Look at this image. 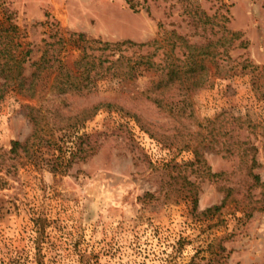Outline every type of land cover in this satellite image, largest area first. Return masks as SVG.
<instances>
[{
	"label": "rangeland",
	"instance_id": "1",
	"mask_svg": "<svg viewBox=\"0 0 264 264\" xmlns=\"http://www.w3.org/2000/svg\"><path fill=\"white\" fill-rule=\"evenodd\" d=\"M6 17L31 48L26 75L44 49L75 71L77 33L157 38L123 51L132 59L155 51L156 61L171 31L195 44L222 39L224 27L237 35L209 58L203 86L161 105L142 94L157 74L141 65L132 78H97L86 94L57 95L53 68L40 74L37 96L8 89L0 264L13 247L17 264H264V0H0V23ZM99 100L112 103L79 121ZM27 106L39 109L37 137L50 140L36 139L28 156L9 153L35 129ZM246 144L261 183L250 178ZM186 181L196 185L195 208Z\"/></svg>",
	"mask_w": 264,
	"mask_h": 264
},
{
	"label": "trees",
	"instance_id": "2",
	"mask_svg": "<svg viewBox=\"0 0 264 264\" xmlns=\"http://www.w3.org/2000/svg\"><path fill=\"white\" fill-rule=\"evenodd\" d=\"M9 18V16H8ZM225 34L216 40H208L206 43H190L182 35L171 31L167 37L166 44L157 45L155 49L162 47L163 57L158 61L153 59L156 52L139 54L136 59L123 54V51L130 46L153 45L159 43L157 38L148 42H134L131 39L108 41L102 39H86L82 33H77L83 41L82 53L75 61V71L66 66L54 55L52 62L47 57V50L44 49L40 57L30 63L33 70L29 75L24 73V64L29 59L31 48L28 42L23 40L18 27L6 17V23H0V100L5 92L16 90L17 92L29 97L37 96L40 74L47 69L56 70L50 88L57 95L78 93L86 94L94 90L95 80L103 75L116 76L120 79L132 78L138 66L151 68L156 71L157 77L149 82V85L142 91V94L155 105H161L163 100L174 95H185L204 85L207 78L209 58L218 54L219 47L226 50L232 38L237 35L235 32L224 27ZM95 44V45H91ZM90 50V51H88ZM58 54V51H57ZM112 102L99 100L95 103L86 105L80 109L81 117L79 121L85 120L95 113L101 106H110ZM27 116L32 121L35 129L32 134L22 143L19 140H12L9 153H18V149L28 156L30 147L35 140L40 143L49 142L50 138L37 137L38 122L34 112L38 107L27 106ZM36 142V143H37ZM256 148L254 145L246 144L242 148V157L249 169L250 178L256 183H261L259 175L252 172V168L257 164L255 158ZM197 161V153H195ZM191 185L190 193L192 196L193 208L197 204L196 185L191 181H186ZM227 194L230 187H227ZM223 206L214 204L203 212L218 211ZM40 229H42V222ZM38 242V241H37ZM19 254L16 248H11L6 253L4 264H17Z\"/></svg>",
	"mask_w": 264,
	"mask_h": 264
}]
</instances>
